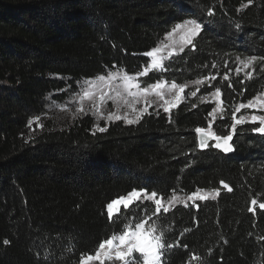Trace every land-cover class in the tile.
<instances>
[{"label": "trees", "instance_id": "obj_1", "mask_svg": "<svg viewBox=\"0 0 264 264\" xmlns=\"http://www.w3.org/2000/svg\"><path fill=\"white\" fill-rule=\"evenodd\" d=\"M188 19L202 25L194 46L143 81L204 79L220 89L218 116L211 102L184 99L131 124L96 128L88 113L65 126L32 122L48 99L65 101L89 78L140 76L145 53ZM251 56L253 78H241L236 68ZM263 90L264 0H0V264H79L121 227L105 205L134 188L165 202L197 190L207 197L160 213L176 245L161 264H264V134L252 131L260 125H237L231 153L213 141L200 148L195 131L228 135L235 109ZM144 211L154 203L127 215Z\"/></svg>", "mask_w": 264, "mask_h": 264}, {"label": "snow or ice", "instance_id": "obj_2", "mask_svg": "<svg viewBox=\"0 0 264 264\" xmlns=\"http://www.w3.org/2000/svg\"><path fill=\"white\" fill-rule=\"evenodd\" d=\"M249 3L252 0H248ZM209 15H212V9H208ZM202 25L197 22L195 19L184 20L182 23L176 24L170 32L166 34L168 38H172L174 35L179 36V40H173L171 43L161 47H154L151 51L145 53L146 56L151 57V63L149 68L162 70L163 64L162 61L169 59L174 52H169L168 57L159 55L164 49H174L179 47L180 51L184 50L186 45H193V38L201 31ZM194 46V45H193ZM257 60V57L251 56L244 60H241L240 63L243 65V69L237 67L236 72L239 74L244 69H249V67ZM213 68L216 67L215 64L212 65ZM145 73H139L138 75H145ZM254 75L253 71H248L246 73V79H252ZM96 79L103 81L105 83H110L117 79L123 81V88L128 96L133 97H148L151 92H154L156 96L163 98V89L165 87L163 81H158L155 84L150 85L147 88H141L138 83H134L136 77L128 75L127 73L121 70L120 72H109L107 75H99ZM207 79V78H205ZM212 80H215L216 77L212 76ZM224 79H228L227 73L224 75ZM204 81L197 80L194 83L201 84ZM243 83V81H241ZM88 88L83 92L81 101L85 98L93 100L94 108L97 113L101 112V105L106 103L107 93L101 92L99 98L89 89L96 87L95 82L92 78H89L86 81ZM187 85L177 84L173 82L168 88V93L174 94V97L171 101L165 100L164 111H170V108H174L177 103L182 99V93H184ZM231 87V84L229 85ZM132 89H137V91H132ZM120 93L117 92V96ZM191 95H196L195 92ZM220 89L217 88L215 96L219 97ZM111 98V97H108ZM127 103V102H126ZM135 103H139L138 99H135ZM135 103L128 104V107L131 108L132 112L135 113V119H129L128 113H125L123 116L116 115L112 112L108 113L107 118L109 120H121L123 119L126 123H136L138 122L144 114L147 113L148 108L152 107L147 99H145V107L137 109ZM219 107V106H218ZM253 108V109H262L264 108V99H260L259 96L254 97L252 100H249L248 103L240 104L233 112V124L232 132L226 136L216 135L211 131H205L203 128L197 127L195 131L199 134V147L206 148L208 147L209 139H214L216 143L212 145L217 149H221L224 153H230L234 150L233 144L230 141L233 140V133L236 130L237 125H242L246 122V119L255 124L259 123V127H253L252 131L255 133L264 134V115H252L249 118L245 116H240L236 118V113L240 111L241 108ZM78 112H84V108L81 106L77 109ZM211 115V113H209ZM31 123V122H30ZM100 131H104L103 128ZM223 183V181H221ZM225 187H228L226 184ZM231 190V189H229ZM200 190L197 192L191 193L187 198L189 200L199 199L205 200L206 196L199 195ZM214 198V197H213ZM145 201H150L154 203L155 211L149 215L148 211H144L142 214H133L127 215L128 212H131V209L138 204H143ZM182 202L180 197L175 193L171 195L167 201H164V198H157V192L152 191L151 193L147 192L145 189L140 188L132 189L127 193L126 196L119 195L117 199H113L105 205L107 210L108 219L110 222L116 223L119 222L121 227L118 230H114L111 235L106 239H103L99 242L96 247L94 254L89 253H80L79 264H92L93 261L99 262V264H105L106 260H111L113 258L112 252L115 250V259L120 261L121 264H161L163 255L168 249L175 247L176 245L167 243L165 240L166 226L161 225L159 222V215L161 212L168 213L170 207H174L176 203ZM252 204H256V200H252ZM187 206V205H185ZM260 208L264 209V203L260 204ZM123 210V215L122 214ZM252 211V209H249ZM117 217H120L117 220ZM5 244L9 243L7 240L4 241ZM186 247V246H185ZM135 254H139L137 257ZM192 259H198V257L193 256Z\"/></svg>", "mask_w": 264, "mask_h": 264}, {"label": "rangeland", "instance_id": "obj_3", "mask_svg": "<svg viewBox=\"0 0 264 264\" xmlns=\"http://www.w3.org/2000/svg\"><path fill=\"white\" fill-rule=\"evenodd\" d=\"M173 40H179V36L174 35L172 38H168L166 36L164 42L161 43L158 47L163 48L164 45L171 43ZM177 51H179V47H176L174 49H164L161 53H159V55L168 57L169 52L177 53ZM149 58H150V62H149V65H150L151 57ZM167 60L169 59H165L163 61L166 62ZM149 65L146 68L147 72L145 75L134 76L136 77V79L134 80V83H138L141 88H147L150 85L155 84V83L147 84L143 81V78L146 77L148 73L160 72V70L149 68ZM146 69H144L143 73H145ZM242 69H243V65H242ZM248 71H254V70L244 69L241 73V78H246V73ZM117 72H120V71H117ZM94 82H95L96 87L91 88L89 90L95 94L97 99L99 98L101 92L107 93L106 103L100 106L101 107L100 113H97L95 111L93 100L85 98L81 101V97L83 96L84 90L88 88V85L84 83L78 91L69 95L67 99L61 103L53 102L52 100L48 99L45 103L46 111L44 112V116L42 117L43 119L41 118L40 120H38L34 118L32 119V122H34L36 127H38L40 123L46 120H52L57 125L65 126L71 123L73 120L77 119L78 117H82L83 115L88 113V115H90V117L93 119L95 127L98 128L100 127V125H107V123H109L110 121L115 120V119L109 120L107 118L109 112H112L120 116H123L125 113H128L129 119H135V113H133L131 108L128 107V104L135 103V99L139 100V103H135V107L137 109L145 107L146 106L145 99H147L150 103H152L153 111H156L157 109L164 110V107L166 106L164 103L165 100L171 101L174 97V94L170 95L168 93V88L170 87L172 83L164 82L165 87L163 89V98L156 96L155 93L151 92V89H150V95L148 97L146 98L137 97L134 99L133 97H130L127 95V93L125 92L123 88V81L119 79L112 81L110 83H105L103 81H99L98 79H94ZM203 84H205V86L208 88H204V90L206 91H203L202 93H200V89L202 88L201 86ZM209 84L210 83H207L206 81H204L201 84H196L194 82L191 84H187V87L185 88L184 93H182L183 99L179 103L184 101V99H186L187 101L191 100L194 104H196L197 102H211V104L214 106L215 115L218 116L220 113H222L220 99L219 97L215 96L216 90L209 88ZM132 91H137V89H132ZM117 92L120 93L119 96H117ZM193 92H195L196 95L194 96L191 95V93ZM258 96L260 99H264V90ZM108 97H111V98H108ZM81 106L84 108V112L77 111V109L80 108ZM149 108H148V111H149ZM252 115H264V108L262 109H253V108H247V107L241 108L240 111L236 113V118H239L240 116H245L246 118H249ZM121 120L124 121L123 119ZM246 121L248 120L246 119ZM255 124L259 125L258 122ZM205 131L207 132L209 130H205ZM180 199L182 202H178V203H181V204L193 203V200H194V199L189 200L187 197L186 198L180 197ZM112 256L113 258L111 260H106L105 264H121L120 261L115 259V250H113ZM92 264H99V262L93 261Z\"/></svg>", "mask_w": 264, "mask_h": 264}, {"label": "water", "instance_id": "obj_4", "mask_svg": "<svg viewBox=\"0 0 264 264\" xmlns=\"http://www.w3.org/2000/svg\"><path fill=\"white\" fill-rule=\"evenodd\" d=\"M211 141L214 142L213 145L216 143V141H215L214 139H209L208 143L211 142ZM198 142H199V134H198ZM219 150H221V149H219ZM221 151H222V150H221ZM230 153H231V152H230Z\"/></svg>", "mask_w": 264, "mask_h": 264}]
</instances>
